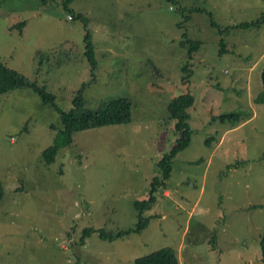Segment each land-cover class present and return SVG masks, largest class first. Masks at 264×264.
<instances>
[{
	"label": "rangeland",
	"instance_id": "rangeland-1",
	"mask_svg": "<svg viewBox=\"0 0 264 264\" xmlns=\"http://www.w3.org/2000/svg\"><path fill=\"white\" fill-rule=\"evenodd\" d=\"M65 1L0 0V61L63 111L84 83L89 108L126 97L131 121L75 131L47 165L57 108L30 88L0 94V264H134L163 247L180 264H264V22L236 25L261 17L264 0ZM183 32L201 42L192 56ZM185 92L195 96L192 139L144 211L148 224L113 241L93 231L80 244L83 228L134 225V200L178 137L167 105ZM231 113L235 124L217 119Z\"/></svg>",
	"mask_w": 264,
	"mask_h": 264
},
{
	"label": "trees",
	"instance_id": "trees-1",
	"mask_svg": "<svg viewBox=\"0 0 264 264\" xmlns=\"http://www.w3.org/2000/svg\"><path fill=\"white\" fill-rule=\"evenodd\" d=\"M71 0H66L65 5L68 7ZM195 10H202L203 7H194ZM209 13L210 10H207ZM77 16L83 21L85 26L84 33V56L90 66L91 81L89 83L95 82V69L96 60L94 55V45L92 42V35L90 30L87 28V18L81 13ZM211 17V24L216 26V21ZM264 22V11L261 17L251 20L242 21L237 26L249 27L258 26ZM23 23V21L21 22ZM184 38L181 40L184 45L187 46V55L192 56L195 51H198L201 46L200 40L187 37L185 32H183ZM221 42V51H224L223 39ZM188 44V45H187ZM183 70H186V65H184ZM262 82L264 88V67L262 69ZM183 79V81H185ZM86 83L76 91L73 98V105L68 111H63L59 109L54 102V96L47 92L44 86L38 85L37 83L31 81L28 77L20 73L19 71L9 68L3 62L0 61V94L8 93L15 88H30L41 98L42 103L48 104L49 106H55L59 113L60 122L62 126L56 129L54 135L53 144L47 147L42 152L43 161L45 164H51L55 161L58 151L63 146H70L73 141V134L75 131L83 130L92 127L118 124V123H128L131 121V102L126 97L115 98L110 100L101 101L96 108H89L85 104V99L83 92ZM264 92V89H263ZM195 103V96L191 92H185L180 94L168 103L167 111L170 117L174 120L173 129L178 133L173 146L169 152L162 155L161 158L156 162V167L158 169V174L152 176L149 180V188L145 197L141 199L134 200V208L136 212V221L134 225L117 230H105L104 228H92L87 227L82 229V236L80 238V244H84L85 238L91 234L93 231H97L98 235L104 240L113 241L116 238L129 235L131 233H139L149 222L151 217L150 214H144V211L149 209L155 201V193L158 192V188L167 187V179L169 178L172 171V160L175 155L190 145L193 127L190 124V108ZM220 121H229L235 124L240 117L238 114H222L217 117ZM238 162L233 163L236 166ZM159 190V189H158ZM4 195V186L0 178V202ZM261 247V260L264 263V232L262 234V240L260 242ZM134 264H180L177 257L176 251L171 247H163L153 250L145 255L139 256L134 260Z\"/></svg>",
	"mask_w": 264,
	"mask_h": 264
}]
</instances>
